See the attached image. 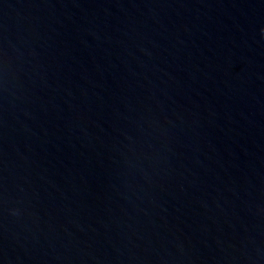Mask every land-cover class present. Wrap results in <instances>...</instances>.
I'll return each instance as SVG.
<instances>
[{"label":"water","instance_id":"1","mask_svg":"<svg viewBox=\"0 0 264 264\" xmlns=\"http://www.w3.org/2000/svg\"><path fill=\"white\" fill-rule=\"evenodd\" d=\"M0 264H264V0H0Z\"/></svg>","mask_w":264,"mask_h":264}]
</instances>
